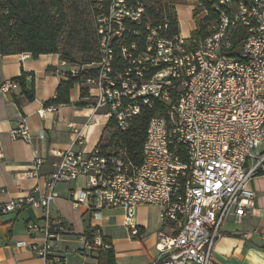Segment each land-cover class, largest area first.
Returning <instances> with one entry per match:
<instances>
[{
	"label": "built area",
	"instance_id": "1",
	"mask_svg": "<svg viewBox=\"0 0 264 264\" xmlns=\"http://www.w3.org/2000/svg\"><path fill=\"white\" fill-rule=\"evenodd\" d=\"M215 1L217 23L193 42L172 34L162 15L154 24L142 23L143 6L133 10L123 0L111 5L110 16L97 19L100 59L81 69L97 70L86 78L89 90L96 91L95 102L84 125L67 126L71 145L86 143L93 128L105 132L111 120L116 130L125 131L145 107L157 103L160 112L148 123L139 165L123 149L107 154L99 146L88 154L52 150L51 172L42 177L46 158L33 153L31 168L20 176L42 178L43 185L0 202V215L42 210V223L29 222L26 231L42 236L28 247L43 264H65L54 245L67 236V228L50 214L54 190L62 183L71 185L68 199L75 210L122 209L124 226L133 236H140L137 208L157 207L168 232L157 234L156 249L163 256L150 264H210L222 225L239 221L252 208L255 193L249 182L264 178V0ZM114 6L121 8L115 13ZM125 17L141 26L142 32L133 34L142 42L122 43L126 66L115 72L110 44L129 33L122 23ZM238 28L246 36L234 55L232 37ZM67 73L75 77L79 69L70 66ZM17 89L11 79L0 84L3 96ZM56 110V105H48L37 114ZM10 135L26 143L34 139L25 117ZM107 248L96 229L91 240L83 237L82 248L74 254Z\"/></svg>",
	"mask_w": 264,
	"mask_h": 264
},
{
	"label": "crops",
	"instance_id": "2",
	"mask_svg": "<svg viewBox=\"0 0 264 264\" xmlns=\"http://www.w3.org/2000/svg\"><path fill=\"white\" fill-rule=\"evenodd\" d=\"M194 1L178 0L175 11L179 26V35L190 38L196 29L192 10ZM182 12V16L179 13ZM70 65H61L57 54L40 55L32 58L28 54L0 56V84L7 79H17L22 73L25 80L33 79V93H23L20 88L3 96L0 93V202L29 195L36 184L43 185L41 179H28L20 174L31 168L33 153L46 158L41 176H48L55 157L52 150L92 152L100 145L102 127L89 132L86 143L72 146L73 137L68 125H84L91 116V105L77 107L76 103L95 102V90H89L90 99H80V87L75 85L70 91L69 103L56 105L57 110L37 113L49 100L55 98V89L59 82L66 81V72ZM92 104V105H93ZM25 117L34 136L31 143L13 139L10 131L17 127L20 118ZM58 186H67L59 189ZM54 190V199L50 204L52 218L61 219L67 236L54 246L62 254L65 264H99L98 252L86 251L76 256V250L82 248L83 234L86 228L97 229L101 237L109 238L114 251L115 264H150L162 257L156 249L159 232H168L159 220V209L153 206H140L136 210L135 223L140 236H133L124 226L122 209H95L85 212L75 210L68 199L70 184L62 183ZM249 189L255 193L253 206L239 221L227 220L221 227L222 237L212 252L210 264H264V178L256 177L249 182ZM43 212L40 209L24 208L17 213L0 215V264H43L28 247L40 242L42 236H30L26 231L29 222L41 224ZM21 244V245H20ZM23 245V246H22Z\"/></svg>",
	"mask_w": 264,
	"mask_h": 264
},
{
	"label": "trees",
	"instance_id": "3",
	"mask_svg": "<svg viewBox=\"0 0 264 264\" xmlns=\"http://www.w3.org/2000/svg\"><path fill=\"white\" fill-rule=\"evenodd\" d=\"M125 7L136 9L143 6L142 23H155L164 16L168 20L170 32L179 34L175 5L178 0H123ZM197 4L199 12L205 13L191 33L190 41H199L207 35V28L218 21L219 6L215 0H192ZM116 0H0V56L28 54L32 58L40 55L57 54L61 61L79 69L78 76L66 74L67 80L58 83L55 98L45 103L48 105H66L69 103L70 91L75 85L80 87V99H90L89 88L86 85L88 76H95L96 69L82 67L98 63L100 59V36L97 34L96 21L98 18L110 16L111 5ZM121 7L114 6L116 13ZM123 26L129 33L122 39H113L112 68L115 72H122L126 62L120 55L122 43L142 42L141 36L133 33L142 32L139 25L131 23L126 17L122 19ZM245 30L238 28L233 33V54L236 55L243 45ZM26 74L15 81L20 90L29 98L33 93V79L25 80ZM32 95V94H31ZM93 103L79 101L77 107H85ZM160 112L159 104L152 108H143L125 131L115 129L111 120L108 130L111 136L106 144L100 140V150L107 151L123 149L128 158L136 165L141 163V150L146 137V130L150 119ZM95 229L86 228L83 237L91 240ZM107 249L99 250V264H115L114 251L109 238L102 237Z\"/></svg>",
	"mask_w": 264,
	"mask_h": 264
},
{
	"label": "rangeland",
	"instance_id": "4",
	"mask_svg": "<svg viewBox=\"0 0 264 264\" xmlns=\"http://www.w3.org/2000/svg\"><path fill=\"white\" fill-rule=\"evenodd\" d=\"M191 5L193 6L192 14H193L194 22L196 23L199 19H201L203 16H205V13L199 12V10L197 8V4L195 2H193V4H191ZM179 16H182V12L179 13ZM179 30L182 31L181 26H179ZM111 133H112L111 130H106L105 132L102 133V144H105L108 142V139L111 136ZM63 187L67 188V186H63ZM63 187L58 186L56 188V190H57L56 192H58L59 189H62Z\"/></svg>",
	"mask_w": 264,
	"mask_h": 264
}]
</instances>
